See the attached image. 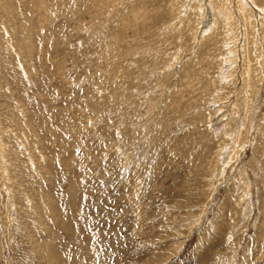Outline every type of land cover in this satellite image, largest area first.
<instances>
[{
  "label": "rangeland",
  "instance_id": "374dc122",
  "mask_svg": "<svg viewBox=\"0 0 264 264\" xmlns=\"http://www.w3.org/2000/svg\"><path fill=\"white\" fill-rule=\"evenodd\" d=\"M0 264H264V0H0Z\"/></svg>",
  "mask_w": 264,
  "mask_h": 264
},
{
  "label": "bare ground",
  "instance_id": "6f19581e",
  "mask_svg": "<svg viewBox=\"0 0 264 264\" xmlns=\"http://www.w3.org/2000/svg\"><path fill=\"white\" fill-rule=\"evenodd\" d=\"M255 2V1H254Z\"/></svg>",
  "mask_w": 264,
  "mask_h": 264
}]
</instances>
